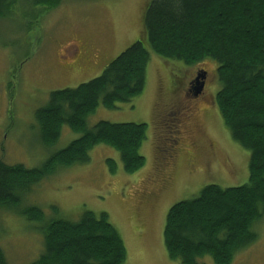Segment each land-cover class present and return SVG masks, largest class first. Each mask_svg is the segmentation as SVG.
Segmentation results:
<instances>
[{
  "label": "rangeland",
  "instance_id": "1",
  "mask_svg": "<svg viewBox=\"0 0 264 264\" xmlns=\"http://www.w3.org/2000/svg\"><path fill=\"white\" fill-rule=\"evenodd\" d=\"M150 1L59 0L51 8L23 2L0 19L1 161L40 168L51 154L81 136L64 124L58 140L44 146L37 109L51 91L100 75L113 58L142 39ZM145 44L150 58L144 90L114 107L99 104L86 121L88 128L100 120L146 124L139 148L143 166L125 172L119 152L100 143L89 150L87 163L58 167L23 190L18 202L0 207V247L8 264L35 261L44 248L45 223L75 221L85 211L107 213L126 248L122 264H181L169 257L164 245L169 208L198 196L207 184L226 188L248 181L250 153L232 139L215 103L220 89L217 62L205 58L186 64L163 58ZM90 49L98 56L93 63H67L73 52L82 55ZM198 69L208 74L205 91L195 98L200 92L193 97L186 88ZM187 148L192 162L178 151L181 156L171 158L177 165L160 170L164 157ZM31 207L42 210V220L23 213ZM251 231L255 240L237 251L230 264H264V214ZM199 261L214 264L209 255Z\"/></svg>",
  "mask_w": 264,
  "mask_h": 264
},
{
  "label": "trees",
  "instance_id": "2",
  "mask_svg": "<svg viewBox=\"0 0 264 264\" xmlns=\"http://www.w3.org/2000/svg\"><path fill=\"white\" fill-rule=\"evenodd\" d=\"M54 7L59 0H0V19L18 4ZM159 56L195 64L217 62L220 89L215 103L232 139L247 149L248 181L240 186L205 185L198 196L173 204L166 216L164 245L181 264H230L235 253L256 238L251 231L264 214V0H151L144 15L143 38L113 58L100 75L73 88L51 91L37 109L42 144L50 146L62 125L81 136L51 154L40 168L0 160V207L18 202L23 190L58 167L87 163L89 150L104 143L120 154L127 173L144 164L139 148L144 123L100 120L88 128V115L102 104L109 108L130 101L145 87L150 58L146 44ZM111 172L115 165L108 160ZM30 218L43 212L28 208ZM43 251L28 264H122L123 240L105 212L85 211L78 220L51 219L42 230ZM0 264H8L0 247Z\"/></svg>",
  "mask_w": 264,
  "mask_h": 264
},
{
  "label": "flooded vegetation",
  "instance_id": "3",
  "mask_svg": "<svg viewBox=\"0 0 264 264\" xmlns=\"http://www.w3.org/2000/svg\"><path fill=\"white\" fill-rule=\"evenodd\" d=\"M93 49H90L88 52H86V53H82V55H79V52H73V54L69 57V60H68V62L67 63H75L76 61L77 62H80V64H83V62H85L86 64H91V63H93L96 59H97V55L95 54V53H91V51H92ZM74 57V58H73ZM66 65V64H65ZM205 72V78H204V80H203V87H202V89H201V91H200V93L198 94V95H196L197 94V92L195 91V83H194V77L196 76H194L192 79H191V82L189 81V84L187 85V88H186V90L188 91V94H190L191 96H193L194 97V95H196L195 96V98H199L200 96H201V94L205 91V87H206V78H207V72L204 70V69H198V71L196 72V74L198 73V72ZM189 148H187V150H188ZM186 149H182L181 151L180 150H178V149H175V154L173 153V155H171V156H169V157H164V161H162L161 163H160V165H159V168H160V170L161 171H164L165 170V168L166 167H168V166H171V167H175L177 164H176V162H174V160H172L171 158H173L174 157V155L176 156V158H178L179 156H181L180 155V153L179 152H185L186 153V161H188V162H192V159H189V157L192 155V152L190 151V150H188V151H190V152H188V151H185ZM179 151V152H178ZM179 153V155H177L178 153ZM182 154V153H181ZM170 158V159H169ZM174 162V163H173ZM176 164V165H175ZM189 166V165H188Z\"/></svg>",
  "mask_w": 264,
  "mask_h": 264
},
{
  "label": "water",
  "instance_id": "4",
  "mask_svg": "<svg viewBox=\"0 0 264 264\" xmlns=\"http://www.w3.org/2000/svg\"><path fill=\"white\" fill-rule=\"evenodd\" d=\"M205 78V72H202V73H198L195 80H194V83H195V91L197 93H199L203 87V80Z\"/></svg>",
  "mask_w": 264,
  "mask_h": 264
}]
</instances>
